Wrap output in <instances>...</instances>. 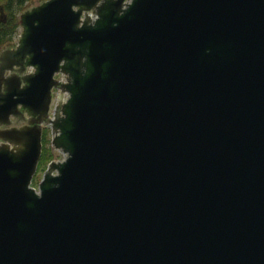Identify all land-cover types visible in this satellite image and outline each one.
Instances as JSON below:
<instances>
[{
    "label": "water",
    "instance_id": "1",
    "mask_svg": "<svg viewBox=\"0 0 264 264\" xmlns=\"http://www.w3.org/2000/svg\"><path fill=\"white\" fill-rule=\"evenodd\" d=\"M97 3L22 19L25 104L66 95L50 121L65 157L37 193L40 129L0 133V264H264V0H130L81 22Z\"/></svg>",
    "mask_w": 264,
    "mask_h": 264
},
{
    "label": "flooded vegetation",
    "instance_id": "2",
    "mask_svg": "<svg viewBox=\"0 0 264 264\" xmlns=\"http://www.w3.org/2000/svg\"><path fill=\"white\" fill-rule=\"evenodd\" d=\"M36 1V2H35ZM33 0V6H29L30 0H28L25 5L18 9V7H15L13 10V20L14 25H16V33L13 38V41L8 44L6 47H9L8 49H5V51L1 52L0 49V71H2V74L5 78H7V84H9V79H15L21 81V85L15 87L11 85V88H9V85H5V87H2V90H0V102L7 101V97L10 95H14L16 97L17 102H19V105L17 106L18 114L15 117H11L9 119L10 121L3 122L0 120V133L8 130H19L22 128L29 127H36L41 131V145L43 146V142L47 140V136L49 135V132L52 133V128L50 127V121L57 120V116H55V108L59 102H62L64 99H62V95L60 94V88L58 90V86L53 87L51 92V97L49 99V105L46 109H35V107L31 104L26 105L27 102L26 99V92H28V85H27V79H29V75H34L36 73V67H33L30 65V60L28 56H21L22 54V48H23V36L25 33V29L21 25L22 19L25 15H31L33 13L38 12L40 9L44 7L46 3H48L50 0ZM130 0H98V3L96 4L99 7L98 16L94 13L96 12L93 9L90 11H87L84 7L81 8H74V11H79L81 15V22L84 20L88 21V23L91 21H96L98 18L101 19V17L106 16L109 14V11L115 10V8L121 9L123 8ZM22 13V15H20ZM97 13V12H96ZM0 14H5L4 10L0 9ZM15 14V15H14ZM20 15V16H19ZM10 17L5 16V20H2V16H0V22L7 23L9 21ZM80 24L79 26H81ZM17 37V38H16ZM17 40V41H16ZM15 42V45L13 43ZM13 45V46H12ZM67 49L69 50L68 58L66 60H63L60 65V71L58 75L55 76V79L57 77L61 78L60 84H65L66 78L68 74H74L77 71V56L76 54L79 51V48L68 46ZM8 52V53H7ZM17 68V70L20 69L21 73L17 74L16 72H12L11 69ZM12 72V73H11ZM11 73V74H10ZM9 76V77H7ZM57 92L58 99L55 101L54 105L52 107V101H53V94L54 92ZM65 99L67 98L66 95H64ZM5 102L3 103L5 105ZM37 113V114H36ZM1 119V118H0ZM62 118L60 117L59 120ZM41 158L38 162L37 170L40 171L42 167L40 166ZM49 170V167L47 168ZM37 173V172H36ZM35 173V175H36ZM47 174V173H46ZM35 175L31 179V185L35 178ZM55 176V175H52ZM44 182V181H43ZM42 182V183H43Z\"/></svg>",
    "mask_w": 264,
    "mask_h": 264
},
{
    "label": "trees",
    "instance_id": "3",
    "mask_svg": "<svg viewBox=\"0 0 264 264\" xmlns=\"http://www.w3.org/2000/svg\"><path fill=\"white\" fill-rule=\"evenodd\" d=\"M28 0H0V9L4 10L5 14H0L2 20H5V16H9V21L5 24L0 22V48H3L13 41L16 33V25H14V20L12 17L13 10L15 7L18 9L22 8ZM48 141L43 142V151L40 161V166L42 168L46 167L48 162L51 161L52 157L48 154Z\"/></svg>",
    "mask_w": 264,
    "mask_h": 264
},
{
    "label": "rangeland",
    "instance_id": "4",
    "mask_svg": "<svg viewBox=\"0 0 264 264\" xmlns=\"http://www.w3.org/2000/svg\"><path fill=\"white\" fill-rule=\"evenodd\" d=\"M35 1V0H34ZM36 2V1H35ZM29 6L32 7L33 6V0H30L29 2ZM15 15V14H14ZM22 15V13L20 14ZM19 15V16H20ZM17 38V37H16ZM17 41V40H16ZM13 45H15V42L13 43ZM12 45V46H13ZM1 49V52L2 51H5V49H9V47H3V48H0ZM57 80H60L61 81V78L57 77L56 78ZM56 89V88H55ZM59 90V89H58ZM58 93L55 91L54 94H53V101H52V107L55 106L54 103L55 101L58 99ZM62 99H65L64 95L62 96ZM54 135L53 133L49 132V135L47 136V140L48 141V145L46 148H48V154L51 155L52 159L51 161L48 162L47 166L40 169V171H36V175H35V178L32 182V185H31V189L35 190V192L38 193V188L40 186V184L44 181V176H45V173L48 171L47 168L52 164V163H61L63 160H64V157H65V154L62 153V152H59L55 149V147L53 146V140H54ZM0 145H1V141H0Z\"/></svg>",
    "mask_w": 264,
    "mask_h": 264
},
{
    "label": "bare ground",
    "instance_id": "5",
    "mask_svg": "<svg viewBox=\"0 0 264 264\" xmlns=\"http://www.w3.org/2000/svg\"><path fill=\"white\" fill-rule=\"evenodd\" d=\"M60 94H61V92H60Z\"/></svg>",
    "mask_w": 264,
    "mask_h": 264
}]
</instances>
